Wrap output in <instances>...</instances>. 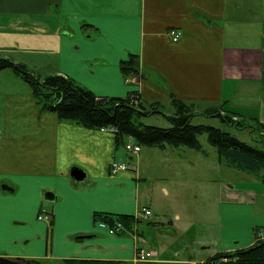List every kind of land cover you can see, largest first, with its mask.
Masks as SVG:
<instances>
[{
    "label": "crops",
    "instance_id": "crops-1",
    "mask_svg": "<svg viewBox=\"0 0 264 264\" xmlns=\"http://www.w3.org/2000/svg\"><path fill=\"white\" fill-rule=\"evenodd\" d=\"M0 20L20 26L0 28V47L57 56L53 74L99 97L137 92L146 106L177 99L200 112L220 108L264 124V0H0ZM171 29L181 32L179 40ZM131 56L140 63L138 82L123 70ZM15 88L0 83V256L35 264H190L264 240V173L235 167L252 174L232 184L219 174L203 177V158L187 152L193 171L170 172L171 182L157 178L144 168L158 162L142 156L143 146L135 161L112 131L62 121L42 110L32 88L27 95ZM247 132L245 142L258 143ZM115 160L128 168L113 173ZM74 167L85 179H74ZM44 208L51 220L38 217ZM101 212L133 217L122 233L109 234L96 221ZM165 229L166 249L152 246L145 232ZM137 249L157 255L138 261Z\"/></svg>",
    "mask_w": 264,
    "mask_h": 264
},
{
    "label": "trees",
    "instance_id": "trees-1",
    "mask_svg": "<svg viewBox=\"0 0 264 264\" xmlns=\"http://www.w3.org/2000/svg\"><path fill=\"white\" fill-rule=\"evenodd\" d=\"M139 66V60L131 56L123 64L125 75L139 76ZM7 68H13L31 86L32 93L43 111L55 113L62 121H71L90 129L113 128L117 145H124L128 138H133L141 146L163 149L167 146H188L201 149L199 134L207 133L210 142L216 146L219 154L226 158L230 165L244 171L264 173V134L258 138V143L253 145L220 127L193 122L196 114H204L219 117L227 125L244 130L246 121L238 119L233 112H223L220 108L197 112L194 106L175 99L173 104L177 108V113L165 114L171 126L160 127L146 124L141 118L151 113H162L159 107L161 102L152 103L150 108L153 109H150L140 99L136 101L133 98L132 95L136 92L126 98H102L78 84L70 76L61 73L42 76L22 63L0 56V69ZM251 125L264 130V124L259 120L253 121ZM132 217L101 212L96 215V221L105 220L114 223L118 219L127 224ZM215 257H227L228 261L240 264H264V240ZM95 262L97 261H67L68 264H95Z\"/></svg>",
    "mask_w": 264,
    "mask_h": 264
},
{
    "label": "rangeland",
    "instance_id": "rangeland-1",
    "mask_svg": "<svg viewBox=\"0 0 264 264\" xmlns=\"http://www.w3.org/2000/svg\"><path fill=\"white\" fill-rule=\"evenodd\" d=\"M24 23V26L26 27V24H29L31 27H33L34 21H27V22H22ZM13 24V25H11ZM0 28L3 30H19V22H4L0 20ZM0 56H5L9 59H12L13 61L17 63H22L26 65L28 69L33 71L36 74H41L42 76H47L50 74H53L54 71L58 68L59 62L58 57L55 56V61L52 60L51 58H46L45 57L42 59L39 57L38 54L35 53H18L15 51H11L9 48H3L0 47ZM39 57V58H38ZM54 58V57H53ZM47 60V61H46ZM0 83L3 85L4 89H10L11 87H16L15 89L18 92H21L22 94H31V86L24 81V79L14 71L13 68H7V69H0ZM140 98V96H139ZM138 98V99H139ZM38 102V101H37ZM162 110V113H151L147 116L142 117L141 119L143 120L144 123L150 124V125H155V126H160V127H166L170 126L168 118L165 116L166 110H170L171 113H175L177 111L176 106L174 104L162 102L160 103L159 106ZM150 108V106H148ZM153 109V108H150ZM157 109V108H156ZM169 111V113H170ZM199 112V110H197ZM71 122V121H70ZM194 123H204L207 125H213L216 127H220L224 130H229L232 133L236 134L240 139L244 141L251 142V138L248 134L247 131H253L255 132V136L260 138L264 134V130H260L255 128V126L251 125L250 122H245V128L247 131L244 130H234L230 126L226 125L219 117L216 116H205L202 114H196L193 118ZM199 139L202 144L201 149H195L191 148L188 146H180V147H175V146H168L167 150L164 148H159V147H150V146H143L142 150V156L144 157H149L152 158L154 161L153 162H158L157 164H153L151 161V164L149 165V161L146 162L144 165V168L148 169L152 175L155 177H163V179H168L170 182L174 181V177H172V180H170V175L172 173L178 172H189L193 171L194 166H192L193 158L194 156H190L189 153L193 154H199L203 158L201 162V169H199L197 172H201L203 177L204 176H211V177H217L218 174L220 175L218 179H224L225 182L227 183H235L240 182L243 183L245 181L244 178H250L251 176L250 173L246 172H241L237 169L232 168L229 165H225L220 159H219V154L217 151V148L214 144H212L208 138L207 133L199 134ZM129 142L134 143L133 140H129ZM123 149V148H121ZM124 155L125 151L123 150ZM180 153L181 156L176 155L177 153ZM131 154L128 156L130 157ZM126 156V155H125ZM137 154H132L131 158H133L135 161L137 159ZM189 158L191 159L190 161H178L177 164H175V159L176 158ZM166 158L168 159L167 161V166H166ZM166 185V184H165ZM169 186V185H168ZM246 186V184H245ZM264 186V185H263ZM176 194H180V191H176ZM158 197V196H157ZM160 197H158L159 199ZM193 197L187 194L185 197V200L187 203H191L193 200ZM210 200L204 199L203 201V208L207 209L208 206H210ZM143 205V203H142ZM163 208H166V194L164 197V202H163ZM146 222V219L144 220ZM144 222V223H145ZM147 232V231H146ZM145 232V236L149 240V243L152 246H155L158 248V245L162 247V249H166V244H163V240L166 238V229L162 232L157 233H151L148 231L147 233ZM162 234V235H161ZM214 233H212L211 236L214 237ZM166 240V239H165ZM158 244V245H157ZM144 247V246H143ZM145 248V247H144ZM50 264H59L57 262H49Z\"/></svg>",
    "mask_w": 264,
    "mask_h": 264
},
{
    "label": "built area",
    "instance_id": "built-area-1",
    "mask_svg": "<svg viewBox=\"0 0 264 264\" xmlns=\"http://www.w3.org/2000/svg\"><path fill=\"white\" fill-rule=\"evenodd\" d=\"M170 35L173 40L177 41L181 37V32L176 29H171L170 30ZM133 82H138L139 78L137 76H133L131 78ZM134 99H136V95H133ZM113 130V128L111 129ZM124 148L131 153H139L141 150V145L137 143H132V142H125L124 143ZM128 165L118 162V161H113L112 163V171L115 173L120 169H127ZM151 215V210L147 209L144 213L145 217H149ZM40 219H45V220H51L52 219V214L50 211H48L46 208H44L39 216ZM99 227L101 229L106 230L109 234H118L122 233L125 230V225L123 222L119 221L118 219L115 220L114 223H109L105 220H100L99 221ZM157 253L154 251H145V250H137L136 252V259L138 261H149L151 260ZM227 260L226 257H210L204 260L196 261V262H191L190 264H220L222 261Z\"/></svg>",
    "mask_w": 264,
    "mask_h": 264
},
{
    "label": "water",
    "instance_id": "water-1",
    "mask_svg": "<svg viewBox=\"0 0 264 264\" xmlns=\"http://www.w3.org/2000/svg\"><path fill=\"white\" fill-rule=\"evenodd\" d=\"M71 175L77 181H81V180L85 179V177H86L85 171L79 167H74L71 171ZM0 264H35V263L29 262V261H24V260H21L19 258H9L6 256H0Z\"/></svg>",
    "mask_w": 264,
    "mask_h": 264
},
{
    "label": "bare ground",
    "instance_id": "bare-ground-1",
    "mask_svg": "<svg viewBox=\"0 0 264 264\" xmlns=\"http://www.w3.org/2000/svg\"><path fill=\"white\" fill-rule=\"evenodd\" d=\"M95 260V259H94Z\"/></svg>",
    "mask_w": 264,
    "mask_h": 264
}]
</instances>
